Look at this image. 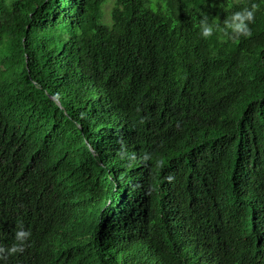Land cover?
Segmentation results:
<instances>
[{"label":"trees","instance_id":"16d2710c","mask_svg":"<svg viewBox=\"0 0 264 264\" xmlns=\"http://www.w3.org/2000/svg\"><path fill=\"white\" fill-rule=\"evenodd\" d=\"M108 2L0 0V264H264V0Z\"/></svg>","mask_w":264,"mask_h":264},{"label":"clouds","instance_id":"9594fccd","mask_svg":"<svg viewBox=\"0 0 264 264\" xmlns=\"http://www.w3.org/2000/svg\"><path fill=\"white\" fill-rule=\"evenodd\" d=\"M252 20V12L251 11H243V12H236L231 17L224 21L223 31L229 38L232 37H240L245 36L247 37L250 35V32L247 27V22H251ZM214 23H209L207 17H203L199 23V35L202 39H207L208 37L213 35L214 30L217 29ZM30 233L24 230L16 231L15 233V241L17 243L13 244L12 247L8 249L9 254H13L19 251H22L24 241L29 237Z\"/></svg>","mask_w":264,"mask_h":264},{"label":"rangeland","instance_id":"374dc122","mask_svg":"<svg viewBox=\"0 0 264 264\" xmlns=\"http://www.w3.org/2000/svg\"><path fill=\"white\" fill-rule=\"evenodd\" d=\"M112 3H113V0H109V2L106 4V11H107V14H108V11H109L110 8H111Z\"/></svg>","mask_w":264,"mask_h":264}]
</instances>
